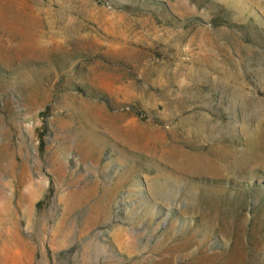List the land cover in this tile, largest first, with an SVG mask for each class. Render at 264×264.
I'll return each mask as SVG.
<instances>
[{"label":"rangeland","instance_id":"obj_1","mask_svg":"<svg viewBox=\"0 0 264 264\" xmlns=\"http://www.w3.org/2000/svg\"><path fill=\"white\" fill-rule=\"evenodd\" d=\"M0 264H264V0H0Z\"/></svg>","mask_w":264,"mask_h":264}]
</instances>
